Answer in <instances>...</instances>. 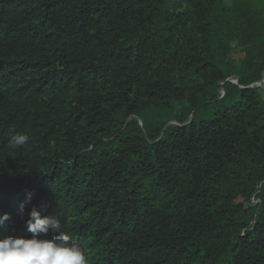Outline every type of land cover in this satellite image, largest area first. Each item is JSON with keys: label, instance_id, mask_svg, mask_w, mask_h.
<instances>
[{"label": "trees", "instance_id": "16d2710c", "mask_svg": "<svg viewBox=\"0 0 264 264\" xmlns=\"http://www.w3.org/2000/svg\"><path fill=\"white\" fill-rule=\"evenodd\" d=\"M263 73L264 0H0V239L36 207L89 264H264Z\"/></svg>", "mask_w": 264, "mask_h": 264}, {"label": "clouds", "instance_id": "9594fccd", "mask_svg": "<svg viewBox=\"0 0 264 264\" xmlns=\"http://www.w3.org/2000/svg\"><path fill=\"white\" fill-rule=\"evenodd\" d=\"M28 141L29 136L24 132H9L10 148H20ZM31 197L32 193H28L26 199L30 201ZM8 218L7 213L0 215V224ZM26 226L32 233L30 238L9 236L0 239V264H89L83 248L72 239L57 216H42L41 211L33 207ZM50 230L58 234L50 239L41 238L47 237Z\"/></svg>", "mask_w": 264, "mask_h": 264}, {"label": "water", "instance_id": "95a60500", "mask_svg": "<svg viewBox=\"0 0 264 264\" xmlns=\"http://www.w3.org/2000/svg\"><path fill=\"white\" fill-rule=\"evenodd\" d=\"M228 81L231 82V83H234V84L238 83L237 79H234V78H229ZM263 83H264V73H263L262 79L259 82H256L255 84H252V85H250L248 87H261ZM222 94H223V92H222ZM191 118H192V115L189 117L188 122L191 121ZM139 124H141V121H139Z\"/></svg>", "mask_w": 264, "mask_h": 264}, {"label": "built area", "instance_id": "2783aa9c", "mask_svg": "<svg viewBox=\"0 0 264 264\" xmlns=\"http://www.w3.org/2000/svg\"><path fill=\"white\" fill-rule=\"evenodd\" d=\"M257 203H259V200L255 198V196H253L250 200V204L252 206H255Z\"/></svg>", "mask_w": 264, "mask_h": 264}, {"label": "rangeland", "instance_id": "374dc122", "mask_svg": "<svg viewBox=\"0 0 264 264\" xmlns=\"http://www.w3.org/2000/svg\"><path fill=\"white\" fill-rule=\"evenodd\" d=\"M261 94L264 96V84H263L262 89H261Z\"/></svg>", "mask_w": 264, "mask_h": 264}, {"label": "bare ground", "instance_id": "6f19581e", "mask_svg": "<svg viewBox=\"0 0 264 264\" xmlns=\"http://www.w3.org/2000/svg\"><path fill=\"white\" fill-rule=\"evenodd\" d=\"M264 84V83H263Z\"/></svg>", "mask_w": 264, "mask_h": 264}]
</instances>
